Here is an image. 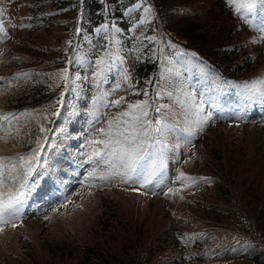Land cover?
Here are the masks:
<instances>
[{
    "label": "rangeland",
    "instance_id": "rangeland-1",
    "mask_svg": "<svg viewBox=\"0 0 264 264\" xmlns=\"http://www.w3.org/2000/svg\"><path fill=\"white\" fill-rule=\"evenodd\" d=\"M97 1L0 0V264H264V3Z\"/></svg>",
    "mask_w": 264,
    "mask_h": 264
},
{
    "label": "snow or ice",
    "instance_id": "snow-or-ice-1",
    "mask_svg": "<svg viewBox=\"0 0 264 264\" xmlns=\"http://www.w3.org/2000/svg\"><path fill=\"white\" fill-rule=\"evenodd\" d=\"M233 3L236 5L237 12H239L241 8L251 11L255 8L257 3H264V0H233ZM260 95L264 96V91H260ZM115 103L119 105L121 101L117 100ZM144 107L145 105L141 103L129 105L130 109H139V111L124 112L122 116L129 117V120L121 121L120 117H117L115 121H109L108 131L100 129L105 136L109 137L108 143H114L116 145V147L112 148L109 155L119 159L122 167L126 168L130 173H137L138 177L147 166L148 161H145V156L151 157L153 155V153H146L144 151V142L142 140L138 142L139 137L148 136V132L138 126L142 117L147 115L144 111ZM114 123L117 125V128L113 134L112 126ZM121 124L126 125V127H119ZM154 131L159 132L161 129L155 128ZM113 135L118 137V139L113 140ZM94 143H103V141H94ZM157 143H159V141H157ZM149 147H154V145H149ZM97 155H99V153H97ZM138 169L141 170L139 173L137 172ZM29 171H31V169H29ZM2 175V172H0V189L5 187ZM180 177H184V174L181 173ZM23 187L24 185L22 184L21 189H23ZM24 194L23 191H0V225L8 223L13 216L19 214L20 206L23 202L21 197H23Z\"/></svg>",
    "mask_w": 264,
    "mask_h": 264
},
{
    "label": "trees",
    "instance_id": "trees-1",
    "mask_svg": "<svg viewBox=\"0 0 264 264\" xmlns=\"http://www.w3.org/2000/svg\"><path fill=\"white\" fill-rule=\"evenodd\" d=\"M86 1H89V4L86 5V3H85V8L84 9H85V11L89 10L90 11V13H89L90 17H92L94 12H96V10L98 9V1L97 0H86Z\"/></svg>",
    "mask_w": 264,
    "mask_h": 264
}]
</instances>
